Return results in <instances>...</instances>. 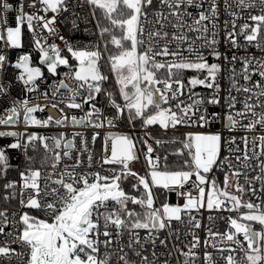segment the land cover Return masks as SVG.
<instances>
[{
  "label": "snow or ice",
  "instance_id": "obj_1",
  "mask_svg": "<svg viewBox=\"0 0 264 264\" xmlns=\"http://www.w3.org/2000/svg\"><path fill=\"white\" fill-rule=\"evenodd\" d=\"M204 3L205 0H31L26 4L25 0H19L15 26L4 27L0 40L12 49L22 48V28L26 25L39 52V66L33 65L28 53L20 54L11 64L0 52V72L6 64L20 70L15 79L22 82L26 93H33L39 90V83L46 82L42 66L54 77L59 75L60 67L67 71L54 83L50 96L47 91L41 93L45 100L53 101L51 104L17 99L0 115V125L19 122L21 113L26 129L63 127L69 121L74 127L115 128L123 118L133 127L139 121L143 135L107 132L99 159L95 160L98 169L93 170L95 156L89 151L83 133L76 132L72 139H67L63 133L45 136L36 132L0 131V137L16 138L15 142L0 146V176L12 167L9 149H23L28 161V167L19 172V181L3 185L5 194L0 199L18 200L19 210L0 209V237L5 238L0 240V264H14L15 260L20 264H160L156 248L168 249L169 240L159 234L168 229L171 236L172 222L184 223V215L193 228H200V220L192 213L202 209L209 213H237L225 218L226 231L208 228V236L217 241L211 247L225 264H264V198L257 196L255 187L258 182L259 191L264 193V135H244L240 138L241 147L234 136L225 139L219 132H189L173 153L184 159L178 167H172L168 156L157 154L153 146L163 141L149 131L155 125L165 132L181 125L204 127L221 120L219 112L210 113L205 105L219 107L222 102L227 109L224 126L229 131L237 128L246 133L257 128L264 131V57L247 52L254 47L264 53V0H225V11L231 17L223 22L225 43L230 45L229 51L245 52L239 56L234 51L231 57L218 49L217 0H208L206 8ZM12 7L7 0H0L5 13ZM26 7L33 11H26ZM85 7L88 14L81 16L76 9ZM193 8L195 13L190 11ZM49 12L52 15L45 18ZM61 16L71 24L73 32L80 30L82 21L84 31L95 35L97 40L83 46L73 44L57 28ZM0 20L7 25L6 16H0ZM240 20L244 22L239 23ZM93 22L94 32L87 27ZM45 32L47 36L43 35ZM48 37L58 38L63 48L55 42L48 43ZM105 53L123 103H118L113 92L103 88L109 78L101 70ZM208 56L216 61L222 57L231 66L229 88L223 97L218 80L221 65L209 63ZM237 62L241 65L239 71L235 67ZM186 71L196 73L187 83ZM254 75L261 79L253 81ZM68 80L75 82L76 87H71ZM198 86L211 90L210 94L202 96L194 92ZM62 90L67 91V97ZM9 91L10 83L0 82V99ZM186 92L189 103L181 99ZM101 93L113 109L111 114H105L95 103ZM239 94H243L242 101L238 100ZM65 101L67 108L83 110L87 104L89 110L79 118L69 117L59 107ZM238 103L241 108H237ZM48 107L57 109L60 118L35 115ZM245 120L247 123L242 122ZM77 136L81 137L79 148L75 144ZM99 136V131L94 132L92 142ZM224 146L229 155L221 158ZM37 147L44 150L39 167L34 166V158L27 154L29 148ZM73 150L80 154L75 159ZM84 152L88 156L86 167L82 168ZM139 152L144 156V175L131 167L139 159ZM64 160L72 163H63ZM214 169L224 171L223 187L213 174ZM257 169L256 175H249ZM229 176L234 183L230 184ZM129 179L134 181L133 192L123 187ZM229 187L234 190L229 191ZM161 192L165 196L175 193L184 203L165 201L155 207ZM245 195L256 196L260 203L245 200ZM129 205L139 206L142 211ZM208 219L213 221L215 217L209 215ZM254 225L260 229L256 230ZM140 230L147 235L142 236ZM203 244L207 247L209 241ZM148 246L152 248L150 255L145 254ZM200 246V238L193 234L187 252L176 250L185 257L184 264H194L195 249ZM172 247L175 249V245ZM171 254L169 250L167 255ZM203 260L204 264H216L207 251ZM163 264H169L167 258Z\"/></svg>",
  "mask_w": 264,
  "mask_h": 264
},
{
  "label": "built area",
  "instance_id": "obj_2",
  "mask_svg": "<svg viewBox=\"0 0 264 264\" xmlns=\"http://www.w3.org/2000/svg\"><path fill=\"white\" fill-rule=\"evenodd\" d=\"M8 3H10L13 7L11 9H9L6 13L4 12V10L2 8H0V16H6L7 18V25H4L3 21L0 20V31L3 30L4 27L6 26H15L14 23V17L18 14L17 9L19 7V0H7ZM26 4L30 3L31 0H25ZM217 3L219 5V28H218V40H219V44H218V49L221 53H227L229 57H231V55L233 54V52L235 51L237 55L242 56L245 55V52L243 49L237 51V50H232L229 51L230 45L225 43V39H224V30H223V22L225 20H231L230 15L228 14L227 11H225V0H217ZM208 6V0H205L204 3V7L206 8ZM26 11H33L32 9H28L26 7L25 9ZM76 11L78 13L81 14V16H87L88 14V9L85 7L83 9L77 8ZM190 11H192L193 13L196 12V9H190ZM42 15H45L44 13H41ZM255 14V13H254ZM52 15V13H47L45 15V18H48ZM242 15L246 16L247 13H242ZM243 20H240L239 23H243ZM90 30H92L93 32L95 31V25L94 22L92 24H89L87 26ZM57 28L59 29L60 33L62 35H64L67 39H69L73 44H78V45H86V44H90L93 43L97 40V37L95 35H90L87 32L84 31L85 28V24L81 21L80 22V30L73 32L71 31V24L66 22L64 20V17L61 16L57 22ZM169 31H171V29H169ZM22 32H23V36H22V42H23V47L19 48V49H12L10 47L7 46V44L5 43L4 40H0V52H2L3 54H5L8 57V61L11 62V64H14L16 62L17 57L20 54L23 53H28L31 55L32 57V62L34 66H39L38 61H39V52L34 48L33 45V37L32 34L27 30L26 25L23 26L22 28ZM37 34L40 35V31L39 29H37ZM43 35L47 36V33H43ZM48 43H57L61 48H63V44L62 42L56 38V37H48L47 40ZM241 43H243V41H241ZM101 47H103V45H101ZM248 54L250 55H254L256 57H264V53L260 52L258 49L254 48V47H249L247 50ZM65 54H67L65 52ZM106 58H107V54L105 53L104 59L101 60V70L102 72L107 75L109 78L107 81L104 82L103 85H105V90L107 91H111L113 92L114 95V99H116V101L118 103H123L122 97L119 95V86L116 84L115 82V76L114 74L111 73L109 66L106 63ZM208 62L209 63H219L221 65V73L219 74L218 80L221 86V97L225 96L227 94V89L229 88V80H228V75L230 72V68L231 66L228 65L223 58L221 57V59L219 61L214 60L211 56H208ZM237 71H239L241 65L239 62L236 63L235 65ZM42 71L45 74V78H46V82L45 83H39V90L37 92H33V93H26L24 90V85L22 84V82L16 80L15 78L17 76H19L20 74V70L15 69L14 67H11L10 65L6 64L5 69L3 72H0V82H3L5 84H9L10 83V91L9 94L5 97H3L2 99H0V115L4 114V111L6 109H9L12 102L17 100V99H24V98H28L31 100V102L33 104H51L53 101L49 100H45L41 93L47 91L49 93V96L51 95V91H52V86L54 85V83L60 79L63 78V74L67 71L66 68L64 67H60L58 69L59 75L57 76H51L49 73H47L46 67L42 66ZM196 75L195 72L193 71H186L184 73V81L185 83H187V80L189 78H191L192 76ZM261 78L259 77V75H254L253 76V81L255 80H260ZM71 87L75 88L76 84L75 82L68 80L66 81ZM109 82H112V85H109ZM241 83H243V81L241 80ZM194 92L200 93L202 96H207L210 94L211 90L209 89H205L203 87H196L195 89H193ZM234 95L236 93H233ZM62 95L64 97H67L68 93L66 90H62ZM119 97V99L117 98ZM181 99H184L186 103H189L190 101L187 100V92L185 93L184 97H181ZM78 102L81 100V97L77 98ZM238 100H243V94H239L238 95ZM67 103V101H65V103H62L59 105L60 108H62L64 110V114L67 116H72L75 115L78 118L83 116L85 114V112H87L89 110V105H84L83 110L81 109H71V108H67L65 106V104ZM97 107L101 108L102 111L105 114H111V112L113 111V109L108 105L107 102V98L105 95H103V100L101 101V104H97V102H95ZM175 103V102H173ZM205 107L208 109V112H219L221 114V120L215 121V122H211L208 125L204 126V127H199L196 125H181L178 126L177 129L173 130V129H169L167 132H180V133H184L185 135L189 132L191 133H216L219 132L222 134V136L227 139L229 137H236L237 143L240 144L241 147H243V144L241 143V137H243L244 135H248L249 137L253 136V135H264V131H261L259 128H257L256 131L254 132H248L246 133L244 130H242L241 128H237L234 131H229L225 126H224V121H223V116L225 115L227 109L226 107L223 105V102L221 104V106L219 107H215V106H210V105H205ZM242 104H237V108H241ZM259 110V109H258ZM38 118H47L49 116H51L53 119H58L61 116V113L57 110V109H53L51 107L46 108L43 112H37L35 114ZM243 123H247V121H242ZM0 131H16V132H20V133H24V132H36L38 134L41 135H45V136H54L57 135L58 133H63L64 136L67 139H72L73 138V134L76 132H80L83 133V139H85L88 143V148L89 151H91L94 156V162H93V170H97L98 169V165H96L95 160L99 159V154L101 151V148L99 147V137H97L96 141L93 143L91 140L92 134L96 131L100 132V136H102V140L103 137L107 134V132L112 131V132H129V131H133V135L134 136H142L143 135V130L140 127H133V125L130 124H126V120H124L123 118L117 122V125L115 128H108L105 127L103 129H94L91 127H82V126H76L74 127L71 122L69 121L66 126H55V125H50L47 128H38V127H28L27 129L25 128L24 124H23V114L21 113V116L19 118V122L16 123H10L8 125H0ZM149 131L152 133L153 137L157 138L158 137L155 135V133L158 132H165L164 130H162L159 125H155L152 126ZM14 137H0V146H5L8 145L10 143L15 142ZM149 143H153V141H149ZM75 144L76 147L79 148L81 146V137L77 136L75 137ZM154 148H156V153L164 156V154L159 152V145H153ZM140 148L143 147V145H139ZM233 147H235V145H233ZM10 157V164L12 165V167H10V169L8 170L7 174L4 176H0V182H4L7 183L8 181H19L20 177H19V172L23 171L26 167H28V161L25 157V152L23 149H9L8 153H7ZM27 154L29 156H32L35 160V167H39L41 161L43 160V156H44V150L43 148L37 147L36 150H33L32 148L28 149ZM77 155H80L78 152H76L75 150H73V159H75V157ZM139 159L137 161L132 162V169L134 171H136L137 173H139L140 175H144L146 172V166H145V162H144V156H143V152H139ZM229 152L227 151V147L224 146L221 149V158H223L224 156H228ZM87 156H88V152H84L82 155V159L84 160V165H82V168L86 167L87 164ZM63 163H72L71 160H64ZM107 167V166H106ZM45 171H50L51 169H44ZM258 173V169L256 172H249V175H256ZM217 180L220 182V186L223 187V181H224V171H221L219 169H214V173H213ZM229 181L230 184L234 183V180L231 176H229ZM134 181L132 179H129L128 181H126L123 185V187L125 188L126 191L129 192H133L134 190L131 188V184ZM240 183L243 184L244 180L243 177H241L240 179ZM255 187L257 189V196H260L262 198H264V193H261L259 191L260 189V185L257 182L255 184ZM187 188V185H186ZM229 191H233L234 189L229 187L228 189ZM192 194L195 196L197 195L195 190H192ZM245 200L247 199H252L254 202L256 203H260V200L257 199L256 196H249V195H245L244 197ZM169 202L171 204H183L184 203V199L181 197H178L175 193H169L167 196H165L162 192L158 194L157 196V200L155 203V207H159L161 203L163 202ZM129 207L131 208H136V210L138 211H142L139 206H135V205H129ZM2 208H7L10 211H17L19 210V204H18V200H12V203L9 205H4L1 206L0 209ZM242 211H244L242 209ZM35 215L38 216H42L41 213H34ZM192 215H195L197 217L198 220H200L201 223V227L200 228H193L191 224L188 223V216L184 215L183 216V220L184 223H180L177 221H173L172 225H171V232L172 235L169 236V230L165 229L163 230L159 235L160 238H164V237H168V249H165L163 247L157 246L156 248V252L157 254L160 256V264H163L164 259H168L169 264H184V259L185 257L183 255L180 254V252H178L176 249H182L184 252H187L189 249L186 247L187 245H189L192 242L193 239V234H195L196 236H198L201 240V246L198 247L197 249H195L196 252V257L194 258V264H204V260H203V253L205 251L210 252L213 256L214 261H216V264H225V261L221 258L220 254L217 252V250L213 247H211V244L213 242H217V241H213L209 236H208V228L211 227L214 231H220V232H224L227 230V222H226V217L228 216H233L235 217L237 215V213L232 212L229 213L227 211H221V212H207L205 210H201L199 213L197 212H193ZM209 215H212L213 217H215V219L213 221H210L208 219ZM254 228L256 230L260 229L259 225H254ZM140 234L142 236L147 235L145 230H140ZM5 238L0 237V240H3ZM125 241L127 240V236H125L123 238ZM208 240L209 244L207 247L204 246L203 241ZM158 243V242H157ZM173 245H175V249H173ZM223 246V245H221ZM15 247V245H14ZM171 250L172 254L171 256H168L167 253L168 251ZM152 251V248L150 246L147 247V251L145 254L150 255ZM133 259H136L133 256ZM237 259H239V255L237 256ZM14 264H20L19 260H15Z\"/></svg>",
  "mask_w": 264,
  "mask_h": 264
},
{
  "label": "trees",
  "instance_id": "obj_3",
  "mask_svg": "<svg viewBox=\"0 0 264 264\" xmlns=\"http://www.w3.org/2000/svg\"><path fill=\"white\" fill-rule=\"evenodd\" d=\"M109 85H112V82H109ZM103 88L105 89V85H103ZM103 95V93L97 95L95 100L97 104H101V101L103 100ZM135 123L137 125H140L139 121H136ZM155 135L158 137V139H161L163 141V143L159 145V152L168 156V162L172 167H178L179 163L183 161L184 157L173 155V153L176 152L177 149L180 147L179 141L183 139L185 134L180 132H158L155 133ZM173 140L177 141V143H171V141ZM102 143V136H99L100 148L102 146ZM4 184V182H0V197L5 194L3 189ZM11 203L12 201H4L3 199H0V207L4 205H9Z\"/></svg>",
  "mask_w": 264,
  "mask_h": 264
},
{
  "label": "rangeland",
  "instance_id": "obj_4",
  "mask_svg": "<svg viewBox=\"0 0 264 264\" xmlns=\"http://www.w3.org/2000/svg\"><path fill=\"white\" fill-rule=\"evenodd\" d=\"M118 99H119V97H117ZM127 123V122H126ZM128 124V123H127ZM135 127H140V125H137L136 123H135ZM133 131H129V132H119V133H129V134H131V135H133V133H132ZM134 136V135H133Z\"/></svg>",
  "mask_w": 264,
  "mask_h": 264
}]
</instances>
